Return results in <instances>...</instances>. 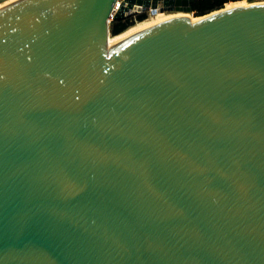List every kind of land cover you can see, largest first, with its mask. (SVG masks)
I'll list each match as a JSON object with an SVG mask.
<instances>
[{
  "label": "water",
  "instance_id": "1",
  "mask_svg": "<svg viewBox=\"0 0 264 264\" xmlns=\"http://www.w3.org/2000/svg\"><path fill=\"white\" fill-rule=\"evenodd\" d=\"M125 2L0 0V264H264V2Z\"/></svg>",
  "mask_w": 264,
  "mask_h": 264
},
{
  "label": "trees",
  "instance_id": "2",
  "mask_svg": "<svg viewBox=\"0 0 264 264\" xmlns=\"http://www.w3.org/2000/svg\"><path fill=\"white\" fill-rule=\"evenodd\" d=\"M234 0H191L189 2L190 13L193 16H200L210 12L212 10L222 8L227 3L232 2ZM146 14L141 13L136 15L137 20H141L145 17ZM132 21L128 18L114 20L109 27V31L111 35H116L124 31L127 27L131 25Z\"/></svg>",
  "mask_w": 264,
  "mask_h": 264
},
{
  "label": "built area",
  "instance_id": "3",
  "mask_svg": "<svg viewBox=\"0 0 264 264\" xmlns=\"http://www.w3.org/2000/svg\"><path fill=\"white\" fill-rule=\"evenodd\" d=\"M126 0H114V5L112 6L111 8V11H110V14H109V19H108V26L110 27L111 26V23L115 20L114 16L115 14L120 10L122 9L123 6H125ZM188 1H191V0H188ZM264 0H234L232 1L233 3H245V4H249V3H257V2H263ZM232 2H229V3H232ZM138 8L137 6H134V10ZM141 13H144L146 15H151V8L150 7H146L143 11H140V12H136L134 11V13L132 15H129V16H126V17H123L122 19L124 18H128L130 20L129 17H136V15L138 14H141Z\"/></svg>",
  "mask_w": 264,
  "mask_h": 264
},
{
  "label": "bare ground",
  "instance_id": "4",
  "mask_svg": "<svg viewBox=\"0 0 264 264\" xmlns=\"http://www.w3.org/2000/svg\"><path fill=\"white\" fill-rule=\"evenodd\" d=\"M264 2V1H263ZM228 5V7L227 8H229V7H233V6H238V5H249V4H254V3H249V4H245V3H227ZM226 8V7H225ZM218 10H220L219 8L218 9H215V10H212V11H210V12H207L205 15H207V14H210V13H213V12H216V11H218ZM181 12H183V16H186V17H189V18H191V20L192 21H195V20H198L199 18H201V17H192V16H190V13L189 12H184V11H181ZM162 13H164V12H162ZM157 13H155V14H153L152 16H154V15H156ZM204 15V16H205ZM151 16V17H152ZM150 18V17H149Z\"/></svg>",
  "mask_w": 264,
  "mask_h": 264
},
{
  "label": "rangeland",
  "instance_id": "5",
  "mask_svg": "<svg viewBox=\"0 0 264 264\" xmlns=\"http://www.w3.org/2000/svg\"><path fill=\"white\" fill-rule=\"evenodd\" d=\"M227 5H228V4H226V5L223 6L222 8H224V7H228ZM167 12H171V11H165L164 13H167ZM189 13H190V12H189ZM157 14H158V13H157ZM152 15H153V14H151V15H145V17H144L143 19H148V18L151 17ZM190 16H192V17H198V18L201 17V16H193V14H191V13H190ZM129 18H130V20L132 21V23L138 21V20L136 19V17H132V16H131V17H129Z\"/></svg>",
  "mask_w": 264,
  "mask_h": 264
}]
</instances>
